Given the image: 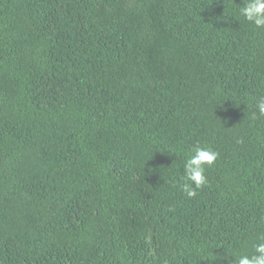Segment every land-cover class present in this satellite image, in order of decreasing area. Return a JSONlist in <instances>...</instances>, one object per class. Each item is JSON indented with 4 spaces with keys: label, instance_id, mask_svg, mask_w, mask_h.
<instances>
[{
    "label": "trees",
    "instance_id": "1",
    "mask_svg": "<svg viewBox=\"0 0 264 264\" xmlns=\"http://www.w3.org/2000/svg\"><path fill=\"white\" fill-rule=\"evenodd\" d=\"M242 3L0 0V264L253 253L264 27ZM197 145L219 155L188 198L183 162Z\"/></svg>",
    "mask_w": 264,
    "mask_h": 264
},
{
    "label": "clouds",
    "instance_id": "2",
    "mask_svg": "<svg viewBox=\"0 0 264 264\" xmlns=\"http://www.w3.org/2000/svg\"><path fill=\"white\" fill-rule=\"evenodd\" d=\"M238 12L247 22L254 24L257 28L264 27V0H243ZM255 107L257 113H253V116L264 117V96L255 101ZM218 155V152L207 146L197 145L192 149L183 162L184 174L181 177L184 181L182 191L188 198L194 197L196 190L207 184L205 166L214 165ZM258 239L260 242L254 245L251 255L233 252L225 255L223 259L227 260L228 264H264V235L259 236Z\"/></svg>",
    "mask_w": 264,
    "mask_h": 264
}]
</instances>
